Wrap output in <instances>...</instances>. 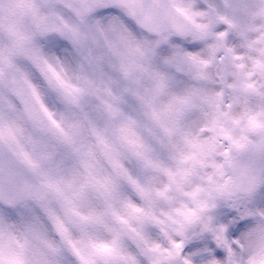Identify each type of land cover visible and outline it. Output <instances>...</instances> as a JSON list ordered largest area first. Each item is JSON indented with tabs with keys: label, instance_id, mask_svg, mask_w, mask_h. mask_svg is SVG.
<instances>
[{
	"label": "clouds",
	"instance_id": "1",
	"mask_svg": "<svg viewBox=\"0 0 264 264\" xmlns=\"http://www.w3.org/2000/svg\"><path fill=\"white\" fill-rule=\"evenodd\" d=\"M0 264H264V0H0Z\"/></svg>",
	"mask_w": 264,
	"mask_h": 264
}]
</instances>
